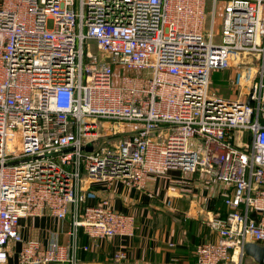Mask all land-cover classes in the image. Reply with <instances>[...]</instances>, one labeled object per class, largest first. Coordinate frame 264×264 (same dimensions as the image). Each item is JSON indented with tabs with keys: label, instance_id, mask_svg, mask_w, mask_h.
Masks as SVG:
<instances>
[{
	"label": "built area",
	"instance_id": "2783aa9c",
	"mask_svg": "<svg viewBox=\"0 0 264 264\" xmlns=\"http://www.w3.org/2000/svg\"><path fill=\"white\" fill-rule=\"evenodd\" d=\"M248 54L246 91L220 95L213 72ZM171 170L227 187L193 264H249L246 243L264 242V0H0V264H108L26 240L22 219L132 235L134 215L88 191Z\"/></svg>",
	"mask_w": 264,
	"mask_h": 264
},
{
	"label": "crops",
	"instance_id": "0c3cea01",
	"mask_svg": "<svg viewBox=\"0 0 264 264\" xmlns=\"http://www.w3.org/2000/svg\"><path fill=\"white\" fill-rule=\"evenodd\" d=\"M216 72L213 77L217 81ZM226 189L219 181H206L199 172L180 170L149 176L141 189L120 180L111 185L95 183L88 191V201L93 204L107 197L116 209L134 215L132 235L93 239L82 228L74 233L69 217L61 220L51 214L22 219V233L26 240L39 239L44 244L55 235L62 243L78 246L79 258L87 262L193 264L197 245L217 239L208 217L216 211L226 214ZM251 215L259 217L256 211ZM256 243L264 247V242ZM119 251L125 252L123 258L116 257ZM247 260L258 263L248 255Z\"/></svg>",
	"mask_w": 264,
	"mask_h": 264
},
{
	"label": "rangeland",
	"instance_id": "374dc122",
	"mask_svg": "<svg viewBox=\"0 0 264 264\" xmlns=\"http://www.w3.org/2000/svg\"><path fill=\"white\" fill-rule=\"evenodd\" d=\"M220 1L218 3V9L221 8L223 5ZM220 10V9H219ZM208 12H210V8L208 7ZM220 10L219 12H221ZM219 16H217V22L215 23V31L219 28ZM48 27L52 28L54 25L53 19H50L48 21ZM94 51H98V48L95 44H93ZM257 68V59L254 55L248 54L246 56H241V59H235L232 61V64L230 67L221 69L217 71V81L214 79L212 74L211 76V87L213 89H216V91L222 95V96H229L233 95L232 97H236L237 95H240L247 89V83L246 80H249L255 76V69ZM247 96L244 95L243 98H246ZM92 143L89 144L88 148H92Z\"/></svg>",
	"mask_w": 264,
	"mask_h": 264
},
{
	"label": "water",
	"instance_id": "95a60500",
	"mask_svg": "<svg viewBox=\"0 0 264 264\" xmlns=\"http://www.w3.org/2000/svg\"><path fill=\"white\" fill-rule=\"evenodd\" d=\"M245 252L253 257L259 264H264V247L256 242H247Z\"/></svg>",
	"mask_w": 264,
	"mask_h": 264
}]
</instances>
